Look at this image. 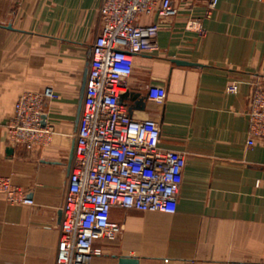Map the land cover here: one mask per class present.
Returning <instances> with one entry per match:
<instances>
[{"label": "crops", "instance_id": "crops-1", "mask_svg": "<svg viewBox=\"0 0 264 264\" xmlns=\"http://www.w3.org/2000/svg\"><path fill=\"white\" fill-rule=\"evenodd\" d=\"M172 1L176 16L140 18L159 23L160 51L134 55L127 85L147 96L131 116L157 121L160 146L185 154L178 208L114 207L122 230L95 243L102 253L92 264H264V144L247 146L252 83H264V0H219L208 17L210 0ZM101 4L0 0V178L34 201L13 204L0 194V264H56ZM191 19H202L204 37L186 29ZM234 81L239 91L229 94ZM149 86L167 88L164 103L148 99ZM46 88L56 95L44 115L50 135L31 148L9 144L18 98Z\"/></svg>", "mask_w": 264, "mask_h": 264}, {"label": "built area", "instance_id": "built-area-1", "mask_svg": "<svg viewBox=\"0 0 264 264\" xmlns=\"http://www.w3.org/2000/svg\"><path fill=\"white\" fill-rule=\"evenodd\" d=\"M218 1L210 0L207 17ZM153 12L168 18L176 16L178 8L172 0H102L101 31L92 48L69 184L61 207L56 264H92L102 253L95 243L115 239L122 230L111 218L116 206L142 212L177 211L185 154L162 148L159 123L133 118L128 106L120 103L121 95L129 91L134 55L160 51L159 23H139L142 16ZM186 29L201 37L206 34L202 19L189 20ZM239 84L230 83L227 92L237 94ZM167 95L165 86L148 87L150 101L162 104ZM55 97L52 88L22 94L7 126L8 143L28 148L44 143L51 133L42 124L46 102ZM247 116V146L264 144L261 80L252 83ZM0 194L13 204L34 203L6 178H0Z\"/></svg>", "mask_w": 264, "mask_h": 264}, {"label": "water", "instance_id": "water-1", "mask_svg": "<svg viewBox=\"0 0 264 264\" xmlns=\"http://www.w3.org/2000/svg\"><path fill=\"white\" fill-rule=\"evenodd\" d=\"M178 65L182 66H198V64H193L189 62L184 61H176ZM126 101H129L130 104H127L129 107V113L132 115L133 111L135 110H144L147 105V96H142L140 93H136L133 91H128L121 95L120 103H125ZM46 123V116H43V125ZM74 157V151L71 155V164ZM62 218V212L60 214ZM121 264H139L137 259H124Z\"/></svg>", "mask_w": 264, "mask_h": 264}]
</instances>
